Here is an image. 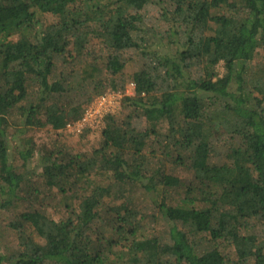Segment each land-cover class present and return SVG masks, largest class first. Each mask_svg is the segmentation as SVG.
Masks as SVG:
<instances>
[{
    "label": "trees",
    "instance_id": "obj_1",
    "mask_svg": "<svg viewBox=\"0 0 264 264\" xmlns=\"http://www.w3.org/2000/svg\"><path fill=\"white\" fill-rule=\"evenodd\" d=\"M259 51L264 0H0V264H264ZM127 82L95 148L34 139Z\"/></svg>",
    "mask_w": 264,
    "mask_h": 264
},
{
    "label": "rangeland",
    "instance_id": "obj_2",
    "mask_svg": "<svg viewBox=\"0 0 264 264\" xmlns=\"http://www.w3.org/2000/svg\"><path fill=\"white\" fill-rule=\"evenodd\" d=\"M48 22L49 20L47 19L46 23ZM148 23L150 24V26L159 27V29H162L164 27L162 24L159 23V21L156 19L154 15L152 18L149 19ZM91 43H92L91 50H94V52L97 53L98 55H104L103 57H101L102 59H99L100 65L103 66L105 61V59L103 58L107 54V51H105V49H102L101 45L97 41H93ZM154 46L155 45H153L152 48H154ZM124 56L128 58V62L130 63L124 71V74L126 75L127 78V75H130L136 68L140 66L141 57L134 50L125 52ZM252 62L258 65L262 64L264 62V54L259 51L252 60ZM216 68L220 75L224 73L222 62L219 63ZM128 83L129 82H127L125 85V92L123 94L119 92L110 91L109 89L106 90V93L112 94L114 99L113 100L112 98H110L112 100V106L109 108L108 111H115L116 109H118L120 105L119 100H121L124 95L133 93L132 90L128 88L129 86ZM106 100L109 102L108 98ZM90 104L91 106L86 111L84 117L81 120L77 121L74 125H71L70 128L66 129L65 132L62 133V136H56L55 134L52 133V131H49L48 129L47 130L43 129L40 132L33 133L34 139L38 141L39 139L47 140L46 139L47 137H52L53 140L57 138L58 139L57 143L64 146L65 149H67L70 152H74V150H80V149H82V151H88L95 148L98 138H100L99 134L103 126L101 117L104 115V113H106L105 112L106 110L104 106H100L99 102L95 103L94 101L93 103ZM119 114L121 115V117L123 116V114L121 113ZM99 122L101 123V125ZM78 132L82 133L80 137L77 136ZM177 174L181 177L182 180H189L191 177L190 172L186 170L183 171L178 170ZM33 179L35 180V178ZM139 193L140 194L138 195L135 194L137 196L135 202L136 205L138 204L139 210L143 208L142 211H144V209L146 208L148 210L150 209V207L152 208V205L150 204L151 203L150 199L147 198V195L142 194L140 191ZM178 199H180V196L175 194L173 200L177 201ZM47 210L49 215L52 216L53 218L58 217L57 212L52 205ZM151 213L152 212H147L146 214H151ZM8 219H9L8 215L6 214L0 215V252L4 255L17 250L16 241L14 240L13 232L6 226ZM163 230H164L163 221L159 218V216H157V222L154 223V231L161 234ZM37 241H39V243L41 244L44 243L43 238L37 239Z\"/></svg>",
    "mask_w": 264,
    "mask_h": 264
},
{
    "label": "built area",
    "instance_id": "obj_3",
    "mask_svg": "<svg viewBox=\"0 0 264 264\" xmlns=\"http://www.w3.org/2000/svg\"><path fill=\"white\" fill-rule=\"evenodd\" d=\"M128 88H130L132 90V92H133L134 85L130 83L129 86H128ZM107 98L109 99V102L106 100ZM110 98L113 99V95L110 94V93H106V94L100 96L99 98H97L96 101H95V103H98L99 102L100 106H104V108L106 110L105 112H107L109 110V108L112 106V100ZM67 127L70 128L71 125H67Z\"/></svg>",
    "mask_w": 264,
    "mask_h": 264
}]
</instances>
